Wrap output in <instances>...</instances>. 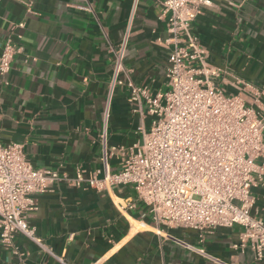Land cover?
<instances>
[{
    "label": "crops",
    "instance_id": "obj_1",
    "mask_svg": "<svg viewBox=\"0 0 264 264\" xmlns=\"http://www.w3.org/2000/svg\"><path fill=\"white\" fill-rule=\"evenodd\" d=\"M134 2L0 0V52L7 38L21 47L0 78V144L20 143L35 168L69 177L77 168L85 176L98 170V177L118 170L120 156L111 148L131 145L140 138L137 126L149 124L141 117L145 108L139 111L129 101L127 87L116 86L103 146L110 48L121 41ZM159 14L157 0H136L124 56L127 75H121L152 94L166 89L172 47ZM191 32L208 60L225 70L217 83L227 92H239L235 76L264 89V0H212ZM261 101L264 112V97ZM252 195L251 214L264 220V186L253 187ZM34 198L28 223L68 264H264L249 245L233 247L239 225L200 233L156 223L130 186L108 192L58 182ZM198 246L211 258L193 249ZM0 264L61 263L18 235L13 246L0 243Z\"/></svg>",
    "mask_w": 264,
    "mask_h": 264
},
{
    "label": "built area",
    "instance_id": "obj_2",
    "mask_svg": "<svg viewBox=\"0 0 264 264\" xmlns=\"http://www.w3.org/2000/svg\"><path fill=\"white\" fill-rule=\"evenodd\" d=\"M135 2L121 41L110 48L103 146L116 86L127 87L129 101L139 111L145 108L141 117H148L149 124L137 126L140 138L131 145L111 148L110 153L118 152L120 166L103 177L96 175L98 170L85 176L77 168L69 177L58 169L35 168L26 159L22 144H0V243L13 246L15 237L23 235L59 263L68 264L27 221L28 213L36 209L34 195L58 182L108 192L124 185L133 188L156 223L200 233L239 225V241L233 247L249 245L254 259L264 261V220L251 214L252 188L264 186V89L238 76L233 82L238 93H229L217 83L225 70L208 60L191 32L192 22L212 0H157L159 18L165 19L170 34L165 42L172 45L164 91L152 94L147 86L123 78ZM20 50L17 41L5 40L0 78L8 74ZM193 249L211 258L202 246Z\"/></svg>",
    "mask_w": 264,
    "mask_h": 264
}]
</instances>
